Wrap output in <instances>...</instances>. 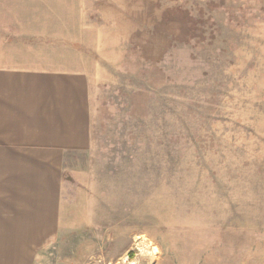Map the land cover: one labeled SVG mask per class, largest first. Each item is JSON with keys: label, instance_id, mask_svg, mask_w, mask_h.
Returning a JSON list of instances; mask_svg holds the SVG:
<instances>
[{"label": "rangeland", "instance_id": "1", "mask_svg": "<svg viewBox=\"0 0 264 264\" xmlns=\"http://www.w3.org/2000/svg\"><path fill=\"white\" fill-rule=\"evenodd\" d=\"M0 38L91 117L57 200L0 195V264H264V0H0Z\"/></svg>", "mask_w": 264, "mask_h": 264}, {"label": "crops", "instance_id": "2", "mask_svg": "<svg viewBox=\"0 0 264 264\" xmlns=\"http://www.w3.org/2000/svg\"><path fill=\"white\" fill-rule=\"evenodd\" d=\"M34 58L23 40L0 38V195L11 201L57 200L62 160L91 145L87 76L36 65ZM28 215L43 221L34 211Z\"/></svg>", "mask_w": 264, "mask_h": 264}]
</instances>
